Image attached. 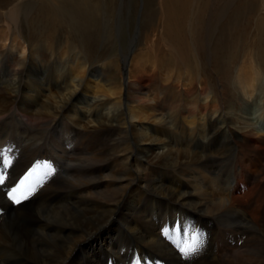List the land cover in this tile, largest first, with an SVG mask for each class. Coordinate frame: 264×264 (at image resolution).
<instances>
[{
  "label": "bare ground",
  "instance_id": "1",
  "mask_svg": "<svg viewBox=\"0 0 264 264\" xmlns=\"http://www.w3.org/2000/svg\"><path fill=\"white\" fill-rule=\"evenodd\" d=\"M185 1L160 0V8L158 9V14L159 16H161L162 13L164 16L161 28L178 23L179 17H181L186 11L185 8L191 7H186ZM64 2L66 3V0ZM79 2H76V4ZM59 3L62 7V1H59ZM259 3L260 0H241L240 4L236 8H233L231 12L228 13L226 12V10H223L219 17H222L220 22H222V20L225 21L224 25H219V27L217 26L218 28L214 29V32H217L216 35H218V39H220L219 43H222V45L218 46V48L221 47V50H219L223 54L221 66L225 70V81L230 82L229 86L233 89L234 85L240 84L241 86L243 80L249 78L245 81L244 88L242 87L243 108L241 111L240 120L243 121L246 125V130L244 131V133L239 136L238 133L240 132L230 131V123L228 124L227 121L228 117L226 119V115L223 112L224 110H219V105L216 101L212 102V105L209 106L210 108L200 106L196 111H194L195 109L192 110L191 108V110H187V112L190 113L189 118H193L194 121L190 123V121L187 119V121H189L188 123L191 125L188 126L191 127L192 131L195 130L197 126L198 130L205 133L206 136L209 133V130L212 128H215L217 131H222L223 139L228 140V142H232V145H234L237 151L241 150V160L246 161L247 164L249 163L248 168L244 167L245 170L240 169L241 173H238V175L236 176V181H234L235 184L232 185V188L228 190L230 193V198H226L221 191L213 190L212 192H210L207 187L204 188L202 186L192 185L194 189L193 193H190V188L188 186L190 183L188 182L187 177L191 172L195 171L196 168L200 166V164L205 163L203 166L209 167L207 166V164L211 165L213 163V158L209 156H199L196 153V158L190 160L188 154L185 153L186 150L174 149V147H171L166 141L163 140V136L161 135V133L162 131L165 132V129H167L165 128L166 121H164L165 119H163L162 115L159 116L157 114H154L152 104H150L149 102L150 99L148 100L145 94L148 80H146L144 75H141V72L140 75L129 73V75L126 77V71H124L122 76V83L118 85H114L111 80H109L108 83L106 80L99 79L98 77H100L101 74L99 72H95L96 75L98 74V83L102 81L105 82L103 83L105 84V86L107 84H109V86H106L108 87L107 92H105L104 90L105 93H108L107 96H97V93H95L96 97L94 98V100H90L87 98V90L86 88L84 89L83 86V80L85 78V76L83 75L85 74L84 71L82 72L79 70L78 72L77 70L74 72V75L70 79V83L68 85H64L65 87L63 86V89L58 91L51 89L50 85L45 82L44 79H41L40 81L38 80L37 85L35 84L31 86L30 84H26L27 82H25L24 85L20 86L21 80L28 73H26L25 68H28L30 64L34 62L32 58L30 59V57L27 56V47L22 43L21 49L18 50L19 55L17 62H15L14 65L10 64V74H14L12 80L10 78L11 82H3L5 74H3V76H0V148L10 143L16 148L18 158L22 153L24 154L25 152L26 154L21 155V157L23 156L24 158V156L30 155L33 157V153L31 152L32 145H37L40 139H43L44 143H47V141L40 136L51 134V129L54 127L57 119L61 117H65L67 118V120L74 121V123H72V125L75 126V128L73 127L74 133L78 134L80 132H84L83 130H85L88 135H101V137L96 140L90 138L91 145L89 146V148L86 149L84 153H82V156H76L71 161V163L75 165V167L82 171L80 178L84 180L77 186L71 188V190H73L82 187L81 190H77V197L68 196V198L64 196L65 203L70 205L71 210L78 215L77 220L74 218L76 220L75 224L68 223V219L65 225L62 226H59L60 224L51 222L50 219V222H43L44 218L43 214L39 210L41 209L39 208V206L44 203L29 206L28 208H23V204L17 207H11L5 202L0 191V205H2L6 210L3 219L0 221V264H107L110 260V257L117 261L120 257H123L128 252V250L134 248L140 252H146L156 258L165 259L169 262V264H181L173 247L174 245H177L175 237L170 238L168 234H162L161 236H159V234L155 233L154 228L150 224L146 225L148 226L147 234L140 233L139 231L132 229L129 226L130 224L133 225L134 223V227H137L136 220L142 222V213L139 212L141 211V209H143V211L147 214L150 212L151 214L154 213L157 215V211L152 210L154 202L165 200L168 202H172L171 204L175 205L172 208L177 207L178 203L180 205L183 204L193 209V211L195 210L202 215L210 218L216 217L224 223L226 217L229 216V214H234V210H236L237 207L241 205L242 201L239 196L242 195V190L248 188V186L244 183L245 181L246 183L248 182V184L252 187L251 191L253 193H258L263 189L264 139L258 138L254 133L255 129H251V125L253 123L252 120L255 117H250L253 113L256 114L264 110V99L260 96V92L256 93V90L258 89L257 86L258 84H260L259 82L264 81V9L262 12H260L261 9L258 7ZM191 4L192 3H190V5ZM86 5L89 4L87 3ZM211 6H214V2L213 0H208V2L205 4V9L201 11L203 9L202 8L200 10V13H198L199 10H197L198 12L195 10V5L194 7H191L193 8V10L191 11V16L189 18L186 16V20H188L189 25H192V21H194L199 15L202 18L200 20L199 17L198 22L201 21L205 25L207 24V26L209 27L210 19L211 21H213L210 16L211 14L209 13V9H211ZM72 8L73 5L71 9ZM98 8L100 7L98 6L97 9ZM62 9L66 13V6H63ZM89 9L92 10L91 7ZM159 10L161 11V13L159 12ZM16 11L14 10L11 12L10 10L9 12L11 13L8 16V19L13 27H16L14 25L20 22L18 21V16L20 14H18ZM57 11L60 12L61 8L57 7ZM76 13V15H79L78 12ZM119 15L120 14L118 12L117 16ZM88 17L87 22L82 24L84 25V27L86 24L88 25V21H90ZM75 23L77 24V21ZM76 24L74 26H76ZM139 25L141 24H138V26ZM7 26L9 27L11 25ZM154 27L156 28V24L154 25ZM38 28L39 26L37 27V29ZM77 28L80 29L81 27ZM153 30L155 31L156 29ZM81 31H79L78 33H80ZM139 32L136 33L133 37L129 38V51H132L136 46ZM155 34L157 36L158 33ZM176 34L177 33H175L174 31L173 33H171L170 31H164L163 33H160L157 38L159 37L161 39V43L162 38L164 39L163 42L169 41L171 45L167 44V42L166 46L168 45L169 47L166 48H170V51H173L171 53L172 55L181 58L184 56V48L182 49L180 42L181 39ZM202 36L204 37L205 35ZM209 37L210 36L208 35V38ZM82 38L84 39V36ZM146 39L147 37L145 38V42L151 41V39L150 41ZM214 39L211 40L213 41ZM36 40H38V38ZM79 41H81V39ZM18 42L20 43V41ZM195 46H197V44ZM195 48L197 49V47ZM153 50L155 51V49ZM18 51L13 47L7 55L9 56V58L6 57L4 62H7V59H12V56L18 54ZM186 51L188 52L189 49ZM155 53L157 54L158 51H155ZM168 58L170 59V57ZM238 60H244L246 61L245 63H248V65L246 64V67H240L236 70H232V67L236 65V62ZM180 62L182 63V61ZM184 63L186 64V61ZM54 87H57V85H55ZM102 87H104V85ZM122 90H125L127 92V99L122 98ZM95 91L96 86L94 92ZM202 94L203 97H205L204 95L206 94L204 92ZM221 95L223 97V93H221ZM15 97L17 101H22L21 107H16V101L12 102ZM222 99H224V97ZM75 106H79L80 111L75 108ZM74 108L76 109V113L74 112ZM115 112L118 113L115 114ZM76 115L80 117L79 121H77L79 118H76ZM260 115H262V112ZM213 120H216V122H213ZM195 123H197L196 127H194ZM32 129L39 132L38 136L37 134L32 132ZM64 135L66 144L68 140L76 138L74 136H69L66 134ZM198 135L200 136V133H198ZM101 145L103 146V148L101 147ZM58 147L59 146H56L55 149H58ZM55 149L54 151H56ZM250 152H252L253 154H250ZM60 157H62V159L67 163L66 152H62ZM29 159L31 160V157ZM108 160H111V162L109 163H111L112 166L110 167V170L104 174V170L102 169V167L104 166L105 162H108ZM27 161L28 160H26L25 162ZM25 162L23 161V163ZM28 163L31 162L28 161ZM26 165L28 166L29 164ZM18 166L16 165L14 168H12L10 173L15 174ZM94 169L95 172H93ZM161 169L163 174L161 173ZM161 175H163L164 178H162ZM86 179H89V181H86ZM148 193L149 196L145 197L146 194L148 195ZM146 199L148 200V202H145ZM28 203H31V199L28 201ZM249 203L258 206L257 200L253 201L252 199L249 201ZM251 206L253 205H248V207ZM60 207H62V205ZM115 211H117V214H115ZM256 211L259 215L260 208H258ZM161 214L163 213L161 211H158V216ZM192 216L196 219L197 224H201V221L198 219V215L195 214ZM262 217L264 218V210L262 212ZM257 218L258 217H254L252 223L257 226H263L262 230L264 232V220L259 221L257 220ZM81 219H87V223L85 225H80ZM119 221L121 224L124 223L127 226V228L129 229V233L135 234H106L108 232L114 231V224L115 222ZM41 225H44L43 228L40 227L41 229H45L47 232L57 231L58 234H37L36 232H34V229L36 227L39 228V226ZM45 230L44 232H46ZM242 236H244V239H242ZM209 237L212 238L213 243L209 244L206 257L203 259L199 258V260L194 259L190 262H186V264H264V234L209 233Z\"/></svg>",
  "mask_w": 264,
  "mask_h": 264
},
{
  "label": "rangeland",
  "instance_id": "2",
  "mask_svg": "<svg viewBox=\"0 0 264 264\" xmlns=\"http://www.w3.org/2000/svg\"><path fill=\"white\" fill-rule=\"evenodd\" d=\"M59 1L60 2L62 1L61 3L62 7L66 6L68 10V11L66 10L67 14L62 9ZM64 1L63 0H0V76L1 75L3 76V74H5L3 82L9 83L11 82L13 78L14 74L13 75L10 74L11 73L10 64L14 65L15 62H17L18 55H19L18 50L21 49L22 43L27 47V50H28L27 56L30 57V59L32 58V60H34L33 62L34 64L31 63L33 65L30 64L28 68L27 67L25 68L26 73L27 72L28 73L21 80L20 86L24 85L25 82H27L26 84H30L31 86L35 84L37 85L38 80L40 81L41 79L42 80L44 79L45 82H47L50 85L51 89L58 91V90L63 89L64 85H68L70 83L71 77L74 75V72L76 70L78 72L79 70L82 72L84 71V74H85L83 75L85 76L83 80V86H84V89L86 88L87 90L86 96L88 99L94 100V98L96 97L95 93H97L96 94L97 96H107L108 94L105 92H107L108 87L106 86L107 85L109 86V84L105 86V84H103L105 82L101 81L100 82L101 84L98 83L99 82L98 78L102 80H106L108 83H109V80H111V82L114 83V85H118L122 83V76H123L124 71H126V77L129 75V73L130 74L135 73V75H138V74L140 75L142 73L141 75H144L146 80H148V83L146 85L145 94L148 100L150 99L149 102L150 104H152L154 114L155 115L157 114L159 116L162 115L163 119H165L164 121H166L165 128L167 129L164 128L165 132L162 131L161 133V135L163 136V140L166 141L171 147H174V149L186 150L185 153L188 154V156L190 157V160H192L193 158H196V153L199 156H209L213 158V161H212L213 163L211 165L207 164V166L209 167H204L203 165L205 163L200 164V166L197 167L195 171L191 172L190 175L187 177L188 182L190 184L192 183L191 185L190 184L188 185L190 188V193H193V189H194L193 186H202L204 188L207 187L210 190V192H212L213 190L221 191L225 195L226 198H230V193L228 190L232 188V185L235 184L234 181H236V176L238 175V173H241L240 169L245 170L244 167L248 168L249 163L247 164L246 161L241 160V156H240L241 150L237 151L234 145H232V142H228V140L223 139L222 131H217L215 128H212L209 130V133L206 136L205 133L200 132L198 130L197 123H195L194 125V127L197 126L196 129L192 131L191 127L188 126L190 125L188 122L190 121L191 123L194 121H193V118H189L190 113L187 112V110L191 108L192 110L195 109L194 111H196L198 107L200 106H205L206 108H210L209 106L212 105V102L216 101L219 105L218 107L219 110L220 109L222 111L224 110L223 112L226 115L225 116L226 119L228 117L227 121H228V124L230 123L229 124L230 131L240 132V133L242 132L241 134L238 133L239 136H241L246 130L245 128L246 125L243 121L240 120V115H241V111L243 108L242 87L244 88L245 81L249 78H246V80H243V82L241 83V86L240 84L234 85L233 89L229 86L230 82L225 81L226 79L225 70L221 66L223 54L220 51L221 47L218 48V46H221L222 43L221 44L219 43L220 39H218V35H216L217 32H214V29L218 28L219 25L220 26L224 25L225 21L222 20V22H220L222 17H219L222 11L226 10V12L228 13L231 12L233 8H236L240 4L241 0H234V1L232 0L233 2L231 0H228V1L227 0H213L214 6H211V9H209V13L211 14L210 16L213 21H211L210 19L209 27L207 26V24L205 25L201 21L198 22L199 17H200L199 15L194 21H192V25L191 24L189 25L188 20H186L187 17L189 18L191 16V11L193 10V8L191 7H194L195 5L196 7L195 10L196 11L199 10V12L198 11L197 12L200 13V10L202 8L203 9L201 11L205 9L204 7H205V4L208 2V0L207 1L206 0H200V1L199 0H188V1L184 0L186 3V7L187 6H191V7L185 8L186 11L183 14L184 16L182 15L181 16L182 18L179 17L178 23H176L175 25H168V27L166 26L163 27V28H166L167 30L161 28L163 20H164L163 19L164 16L160 10L159 12L161 13V16H159L158 14V9L160 8V0L159 1L158 0H86V1L85 0H72L73 2L71 0H68V1L66 0V3ZM194 1L197 3V5ZM76 2H79L77 3L79 5H77ZM86 2L90 6L86 5L87 4ZM190 3L192 4L190 5ZM263 3H264V0H260V3L258 4V7L261 9L260 12H262L264 9ZM20 5H21V8H20ZM72 5H73V8L71 9ZM98 6L100 8L97 9ZM57 7L61 8L60 12L57 11ZM90 7L92 10L89 9ZM10 10L11 12L14 10L15 11L17 10L16 12L21 15V16L20 15L18 16V21L20 22L17 21L18 24L14 25L16 27H13V25L8 19V16L11 13L9 12ZM87 10L89 13L87 12ZM117 10L120 14L119 16H117L118 15ZM187 10L189 13L187 12ZM74 12L75 13L80 12L81 17H80V13L79 15H76L77 13L75 14ZM88 16H90L91 19ZM87 17L91 22L88 21L89 22L88 25L86 24L84 27V25L82 24L87 22ZM201 18L202 17H200V20ZM29 20L30 21L32 20V21L30 22ZM156 20H157V23H156ZM76 21L78 25L75 23ZM75 24L76 26H74ZM138 24H141V25L138 26ZM155 24H156V28L154 27ZM7 25H11V26L8 27ZM150 25H151V28H150ZM38 26L39 28L37 29ZM77 27H81L80 29L82 31L78 29ZM153 29H156V30L154 31ZM78 30L81 31L82 34L81 32L78 33L79 32ZM137 30L138 32L139 31L140 32L138 34L139 36L137 37L138 40L136 41V46L134 47L132 51H129V38L133 37L136 33H138ZM163 30L170 31L171 33H173L174 31L175 33H177L176 35H178V37L181 39L180 42H181L182 49L183 48L185 49V50L183 49L184 51L183 57L179 58V57H175L174 55H172L171 53L173 51H170L171 50L170 48H166V47H169L168 45L166 46V43L168 42L167 44H170V45L171 43L169 41L163 42L164 39L162 38V43H163L162 44L161 39L159 37L157 38V36L160 33L164 32ZM112 31H113V34H112ZM154 32L158 33L157 36ZM201 33H204V34H201ZM152 34H154L155 36ZM116 35L118 36V38ZM202 35H205L206 37L205 36L203 37ZM208 35L210 36L209 38H208ZM83 36H84V39L82 38ZM149 36H150L151 41L149 39ZM146 37H147L146 40L150 42H145ZM37 38L38 40H36ZM102 38H104L105 40ZM80 39L81 41H79ZM211 39H214L213 41L215 43ZM18 41H20V43ZM113 42L116 46L113 44ZM194 44L195 45L197 44V46H195ZM206 46L210 48L208 49ZM13 47L15 48V50L18 51V54L12 56V59H7L8 60L7 62H4L6 57L9 58V56L7 55L9 54V51ZM122 47L124 50L122 49ZM195 47H197V49ZM153 49H155L156 52L158 51V53L156 54ZM188 49L189 51L187 52L186 50ZM196 51L198 52V54ZM168 57H170V59ZM153 60L156 65L154 64ZM180 61H182V63ZM183 61L184 62L186 61V64ZM245 62L246 61L244 60H238L236 62V65L232 67V70L233 69L236 70L240 67H246L248 63H245ZM81 65L85 67L83 68ZM120 71L122 72V74ZM95 72H99L101 74L100 75L101 78L98 77L97 76L98 74L96 75ZM114 78L117 80H115ZM118 79L121 82H119ZM259 83L260 84H258L257 86L258 89L256 90V93L260 92V96L263 97L264 99V92H263L264 91V81H261ZM55 85H57V87H54ZM101 85L102 86L104 85V87H102ZM95 86H96V91H100V92H96V91L94 92ZM232 87H233V84H232ZM92 89H93V92H92ZM97 89H100V90H97ZM123 91L125 90L121 91L122 98L127 99V96H128L127 92L126 91L123 92ZM201 92L202 93L204 92L206 94L204 95L205 97H203V94ZM221 93H223L224 99H222L223 97ZM12 102H15L16 107L18 106L21 107L22 101L21 100L17 101L16 97L14 98ZM168 106L170 107V109H174V110H170ZM75 108H77L80 111L79 106H75ZM75 108H74V112L76 113ZM263 111H261L262 115H260L261 112H258L256 114L253 113L254 115L252 114L250 116V117H255L252 120L253 123L251 125L252 127L251 129H255L254 131L255 135L261 139H264V113ZM117 113L118 112H115V114ZM76 118H79L77 121L80 120V117L78 115H76ZM187 119L189 121H187ZM213 122H216V120H213ZM72 123H74V121L67 120V118L65 117H61L57 119V122L55 123L54 127L51 129L52 133L49 135L40 136L41 138H44L47 141V143H44L43 139L42 140L40 139L37 145H32L31 152L33 153V157L30 155V156H24L23 158V156L21 157V155H25L26 152L24 154L22 153L19 156V158L16 160L17 161L16 163L18 164L15 163V165L12 167L14 168L16 165L17 166L19 165L17 167L18 169L16 168L17 169L16 173L15 174L11 173L12 176L16 177L19 173H21L27 167L26 164H30L28 163V161L32 162V160L34 159L50 158L55 161L58 167V173L47 185H45L39 191L40 193L38 192L36 194L37 196L35 195L33 198H31V203H28V202H27L28 204L24 203L23 208L25 207L28 208L29 206L44 203L39 206V208H41L39 210L43 214V218H44V219L42 218L43 222H46V221L50 222L51 220V222L55 224H60L59 226L65 225L67 219H68L67 222L72 223V224H75L76 220L78 219L77 217L78 215L71 210L70 205L65 203V198H64V196L65 197H68V196L77 197V190L78 189L81 190L82 187L73 189V190H71V188L74 186H77L78 184L84 181L83 179L80 178L82 171L79 170L77 167H75V165H73L71 161L76 156H79V155L82 156V153H84L85 150L88 149L89 146L91 145V139L96 140L101 137V135L99 136L94 135V134L88 135L87 132H85V130H83L84 132H80L78 134L74 133L73 127L75 128V126L72 125ZM32 132L37 134V136L39 134V132L35 131L34 129H32ZM197 132L200 133V136L198 135ZM64 134L69 135V136H74L76 138H72L68 140L66 144L65 139H64L65 137ZM258 135L259 136L262 135L263 137L262 136L259 137ZM56 146H59L58 149H55ZM101 147L103 148L102 145ZM54 149L56 151H54ZM217 149L221 152H219ZM62 152H66L67 163L66 161L62 159V157H60ZM250 154H253V153L250 152ZM30 157H31V160L29 159ZM26 160L28 161L25 162ZM23 161L25 163H23ZM109 162H111V160H108V162H105L104 166L102 167V169L104 170L103 171L104 174L107 173V171H109L110 167L112 166V164ZM93 172H95V169L93 170ZM161 173L163 174L162 169H161ZM161 177L164 178L163 175H161ZM86 181H89V179H86ZM244 183L248 186V188L245 190H242L244 194L242 193V195L239 196L242 201L241 205L237 207L236 210H234L235 211L234 214L231 212L232 214H229V216L226 217V219L224 220V223L216 217L210 218L205 215H202L201 213L195 210L193 211V209L183 204H181L182 205L181 206L178 203L177 207L172 208L173 206H175L171 204L172 202H168L165 200H159V201L154 202L152 206V210L157 211V215L154 213L151 214L150 212L148 213L149 214L148 215L147 213L143 211V209H141V211L139 212L142 213L141 214V219L143 218L142 222H140L139 220H136L137 227H134L135 226L134 223L133 225L130 224L129 226L132 229L139 231L140 233L147 234L148 226L146 225L150 224L154 228L155 233L158 234V231L164 229V223L166 221L172 222L175 219L176 215H179L183 219L189 220V219H195L192 215L196 214L199 216L198 219L201 221V225L205 227V229L208 230L210 234H264L262 230L263 226L261 225L257 226V225H254V223H252L254 220L253 219L254 217H258L257 220L259 221L264 220V218L262 217V212L264 210V184L262 185L263 189L261 191H259L258 193L256 192L253 193L251 191L252 187L248 184V182L246 183L245 181ZM148 196H149V193L148 195L146 194L145 197H148ZM252 199L253 201L257 200L259 207L255 204L249 203V201ZM145 202H148V200L146 199ZM61 205L62 207H60ZM248 205H253V206L248 207ZM258 208H260L259 215H258V212L256 211ZM158 211H161L163 213L161 214L162 216L161 215L158 216ZM115 214H117V211H115ZM86 223H87V219L80 220V225H85ZM114 226H115L114 231L108 232L106 234H135V233H129V229L127 228V226L124 223L121 224L120 221L115 222ZM40 227L43 228L44 225L39 226V228L36 227L34 229V232H36L37 234H58L57 231L47 232L45 229H41ZM44 230L46 232H44ZM163 234H167V233H163ZM242 239H244V236H242ZM212 243H213L212 238L209 237L206 248L204 249L205 251L204 250L202 251L200 256L196 258L197 260H199V258L203 259L206 257L209 244H212Z\"/></svg>",
  "mask_w": 264,
  "mask_h": 264
},
{
  "label": "snow or ice",
  "instance_id": "3",
  "mask_svg": "<svg viewBox=\"0 0 264 264\" xmlns=\"http://www.w3.org/2000/svg\"><path fill=\"white\" fill-rule=\"evenodd\" d=\"M0 161H2V157H0ZM11 161L8 162L10 164ZM42 163L44 168L47 169L45 172V175L51 176L55 172V168L50 164V162H38ZM8 164L0 163V167L7 168ZM37 167L36 164L33 165V168H30L27 173H25V177L21 179L20 183H18L15 187H12L9 189V191L6 193L7 199L11 202L13 205H21L23 202L29 200L30 197H32L33 193L35 192V188L33 187L31 190H28L25 195L20 196L17 198L14 193L17 192V190L20 188L21 184L24 183V180L27 179L29 176L32 175L33 169ZM5 184V178L4 175L0 174V186ZM191 226H188L181 222L178 227H172V228H164L163 231L169 235L170 238L176 237L178 240L177 243V250L178 252L184 256V257H191L193 254L197 253L199 251L200 245L203 244V233H201V238L199 242H196V234L195 232H191V238L193 243L191 245H187L188 239L190 237V229ZM187 245V246H185Z\"/></svg>",
  "mask_w": 264,
  "mask_h": 264
}]
</instances>
